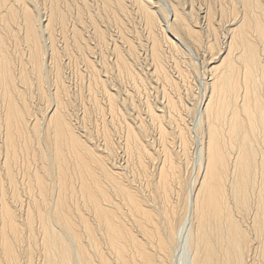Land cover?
Segmentation results:
<instances>
[{
    "label": "bare ground",
    "instance_id": "obj_1",
    "mask_svg": "<svg viewBox=\"0 0 264 264\" xmlns=\"http://www.w3.org/2000/svg\"><path fill=\"white\" fill-rule=\"evenodd\" d=\"M158 2L0 0V264H264V0ZM64 58L85 65L100 145L88 107L72 117ZM119 79L144 90L146 118L129 120Z\"/></svg>",
    "mask_w": 264,
    "mask_h": 264
},
{
    "label": "rangeland",
    "instance_id": "obj_2",
    "mask_svg": "<svg viewBox=\"0 0 264 264\" xmlns=\"http://www.w3.org/2000/svg\"><path fill=\"white\" fill-rule=\"evenodd\" d=\"M158 3L164 5V6H167L169 8V2L170 0H156ZM197 1V2H196ZM203 0H194V3L195 5H202V2ZM163 2V3H161ZM201 3V4H200ZM229 5V4H228ZM203 7V6H202ZM84 17L88 23V15L87 14H84ZM108 25L107 26V22H106V30H105V34L107 37H109V34L112 32L114 35H116V30L114 29L113 26H110ZM90 28V26H89ZM108 28V29H107ZM110 30V31H109ZM110 32V33H108ZM111 38V37H109ZM225 39V38H224ZM92 46L94 47L93 49V53L91 54V58L93 60H95L96 64L100 67V64H101V60H103V56L105 55V59L107 60L106 61V64H107V72H106V75L109 76V77H106V79H114L116 76H115V72L113 73H110V61L111 58H112V55L110 54L109 52V46L108 44L106 46H103L101 49L99 46H97V43H96V38H93L92 39ZM195 48V50H194ZM100 49V50H99ZM195 52H192L191 54L194 55L193 56V59H195L196 61V68H195V71L192 72L190 75V85L192 86V90H194L196 92V94H202V92H204V86H205V82L208 80V78H210V74H206L205 72V68H204V63L202 61V56L204 55L205 58H208V53L203 49V48H200V50L197 48L196 50V47H193L192 48ZM192 50V51H193ZM203 50V51H202ZM142 51V50H141ZM197 52V53H196ZM104 53V54H103ZM142 53V52H141ZM207 53V54H206ZM199 57V58H198ZM204 58V57H203ZM101 59V60H100ZM77 60V61H76ZM76 60H72V59H66L64 58L63 59V70H64V77L67 81V84H69L70 86V89H71V95L73 96V105L71 106L70 108V112L71 114L73 115L72 117L74 118L75 116H79V117H82L83 115V111H84V106H87L88 107V111H87V114H86V118H85V123H86V126L89 130V133H90V136H91V139L93 140V142H98V144L100 145L101 143V133H100V121H101V113H99L88 101V97H87V87H86V84H87V81H88V74H87V71L85 69V65L83 62H81L80 60L76 59ZM204 60V59H203ZM198 64V65H197ZM101 73L103 74V71H101ZM50 75L48 76L47 80L48 82L45 84L46 86H48V89H51L53 88V84L51 82V79H50ZM50 79V80H49ZM119 84H120V87H121V90L123 91H118L119 93L121 92L120 96L124 95V93L127 94L124 95L125 97H127V95L129 94V91L130 93H133L131 94L133 96L134 99V102H135V106L134 108L131 106V104L129 105V101H128V97L126 98L127 99V102H128V106L125 107V111L126 110H129L130 113L126 112L127 115L129 114L128 118L129 120H131L137 113L138 110H140L139 112H141L142 114V117H145L146 118V115H145V107H144V104H143V98L145 97L146 93L144 92V90H142L141 93H137V91H133V88L131 87L130 84H128V82H126L124 80L123 84L121 82V80L119 79ZM111 88H113L111 86ZM47 89V90H48ZM79 89H82L81 93L84 92V96H81V98L83 97V100L85 101H82V99L79 97L78 94H80L78 92ZM127 91H126V90ZM150 89V88H149ZM151 91V93H150ZM156 91V90H155ZM147 92V91H146ZM154 94V95H153ZM149 96L151 98V101H155V102H160L161 101V98L160 100H158V98L160 97L159 93H157L156 91V95L154 93V89H150L149 90ZM155 96H156V99H155ZM101 95L98 96V98L102 101V99L100 98ZM52 99V98H51ZM86 99V100H85ZM34 100V101H33ZM130 100V99H129ZM33 101V102H32ZM31 102L36 104V109L38 108V103H40V100L38 101V99L35 97L34 99L32 98L31 99ZM33 104V105H34ZM52 104V103H50ZM159 104V103H158ZM52 107V106H51ZM50 107V108H51ZM143 107V108H142ZM49 108V109H50ZM129 108V109H128ZM136 108H139V109H136ZM141 108V109H140ZM107 110V109H106ZM131 110V111H130ZM38 111V109L36 110V112ZM39 113V114H38ZM40 111L37 112L38 116H41L40 115ZM105 117L108 115V113H105ZM191 114H189V116L187 115L186 116V121L189 123V126L192 128V136L195 137V140H197L196 142H193V144H191L190 146V152H191V159L189 161V166L190 169L192 168L193 171H195L196 169V165L197 163H199V157H200V152L199 150L197 149L196 150V145L199 143L198 140L199 138L195 136V131H194V126H195V123L196 121L194 120V116H190ZM109 116V115H108ZM106 117V118H109V117ZM79 122V124H81L80 120L77 121ZM121 122V121H120ZM132 122V121H131ZM79 124H76V126H78ZM121 126V124L119 123H114L112 122V125L111 123L107 124V126L111 129V132H112V137L115 139V146H117L118 150H117V157L120 158L121 157V160H123V157H124V153H122V155H120V152H122V144L119 143L120 141L118 140L119 138H117V136H120L121 132H122V129L119 128V126ZM122 125H124L122 123ZM81 126V125H79ZM79 128V127H77ZM117 128V129H116ZM81 127L78 129L80 130ZM84 128L82 127V132L85 131L83 130ZM117 130V131H116ZM153 132V130H151ZM118 134V135H117ZM121 137V136H120ZM117 141V143H116ZM119 143V144H118ZM97 144V143H96ZM117 144V145H116ZM121 144V145H120ZM119 154V155H118ZM116 159L117 161L119 159ZM202 160H201V165H202ZM194 174V172H193ZM20 196L21 198L23 199V202L25 203L26 200H28V194L25 192V191H21L20 192ZM38 242H35L33 244V252H34V256L37 257L38 256V253H39V250H40V245L38 244ZM174 264H180V261L176 260L174 261Z\"/></svg>",
    "mask_w": 264,
    "mask_h": 264
}]
</instances>
